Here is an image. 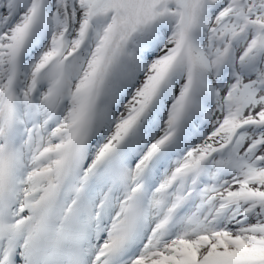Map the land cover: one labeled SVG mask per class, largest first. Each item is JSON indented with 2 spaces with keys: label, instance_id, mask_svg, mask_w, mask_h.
I'll list each match as a JSON object with an SVG mask.
<instances>
[{
  "label": "snow or ice",
  "instance_id": "obj_1",
  "mask_svg": "<svg viewBox=\"0 0 264 264\" xmlns=\"http://www.w3.org/2000/svg\"><path fill=\"white\" fill-rule=\"evenodd\" d=\"M0 264H264V0H0Z\"/></svg>",
  "mask_w": 264,
  "mask_h": 264
}]
</instances>
